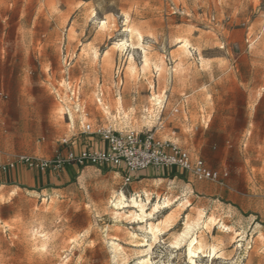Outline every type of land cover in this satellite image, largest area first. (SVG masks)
<instances>
[{
	"label": "rangeland",
	"instance_id": "374dc122",
	"mask_svg": "<svg viewBox=\"0 0 264 264\" xmlns=\"http://www.w3.org/2000/svg\"><path fill=\"white\" fill-rule=\"evenodd\" d=\"M84 122L156 131L228 177L56 167L98 148ZM0 166V264H264V0H0Z\"/></svg>",
	"mask_w": 264,
	"mask_h": 264
},
{
	"label": "built area",
	"instance_id": "2783aa9c",
	"mask_svg": "<svg viewBox=\"0 0 264 264\" xmlns=\"http://www.w3.org/2000/svg\"><path fill=\"white\" fill-rule=\"evenodd\" d=\"M79 99V98H78ZM78 106L76 112H80ZM179 109H176L178 112ZM82 133L93 136L104 146L95 149H83L77 155L70 153L67 159L58 157L54 164L76 162L78 164L108 165L122 169L125 173L124 184L132 182V176L147 169L180 168L189 172L199 181L223 183L228 177L227 172L212 169L201 157L191 155L176 142L163 140L156 131L150 130L143 137L135 130H118L113 125H94L89 122L82 124ZM22 162L34 165L32 158L23 156ZM48 161L40 164L41 168L49 167ZM14 165L11 164L10 168ZM7 170L6 166H0Z\"/></svg>",
	"mask_w": 264,
	"mask_h": 264
},
{
	"label": "bare ground",
	"instance_id": "6f19581e",
	"mask_svg": "<svg viewBox=\"0 0 264 264\" xmlns=\"http://www.w3.org/2000/svg\"><path fill=\"white\" fill-rule=\"evenodd\" d=\"M104 23V22H103ZM103 23H102V26H103ZM138 33V32H137ZM139 39H140V41L141 40H143V38H144V36H142V35H140L139 34V37H138ZM120 44V43H119ZM118 44V47L120 46H126V42H123L122 44H120L119 45ZM186 44V43H185ZM182 47V46H181ZM186 48V47H185ZM122 49V48H121ZM144 53V52H143ZM131 56V55H130ZM146 58V57H145ZM131 59H133L132 57H131ZM134 62V61H133ZM145 66H149L148 65V61H147V59H145ZM131 68H133L132 66H131ZM145 68V67H144ZM159 67H157V69H158ZM161 68V70H162V68L163 67H160ZM136 69V68H135ZM144 70H146V69H144ZM133 71V70H132ZM158 71V70H157ZM136 72V71H135ZM134 73V72H133ZM130 75V74H129ZM161 77H162V74H161ZM160 101V100H159ZM127 202V201H126ZM124 203L125 205H127L128 203ZM171 203V201L169 200V199H164V201H163V203H161V204H155V207H154V211H158V210H160V209H165V208H168L169 207V204ZM132 204L134 205L133 207H130V208H132V209H135L136 207H138L139 209H140V211H141V213H142V216L140 217V219H141V224H143L142 226H140V229H142L143 231H145L146 232V236L144 237L145 239H143L144 241L142 242V243H145V240L148 238V236H150L151 237V240L153 241V242H156V241H158L159 240V236L161 235V230L159 229V228H157V227H155L154 226V224L152 223V222H150V220L148 219L147 220V217H151V219H152V217L154 216L153 215V213L152 212H150V213H147L146 211H145V207L141 204V203H139L138 201H136L135 199L134 200H132ZM124 207V206H123ZM128 206H125L124 208H127ZM122 209V208H121ZM153 210V209H152ZM151 210V211H152ZM132 214V219H133V221L135 222V221H138L137 219L139 218L138 217V215H136V213L135 212H132L131 213ZM201 217V216H200ZM202 219H203V217H202ZM193 230H194V227L192 226V225H187L185 228H184V230L181 232V233H179V235H178V238H177V240H176V238H175V243L173 242V246L175 247V248H178L181 244H182V242H185L190 236H191V234H192V232H193ZM135 236V235H134ZM137 236V235H136ZM200 240H202V239H200ZM200 240H199V242H200ZM202 242V241H201ZM199 243V245L197 246V247H193L194 249H195V251L194 252H197L198 254H201V255H205L206 254V252H205V249H206V247H204L205 245H204V243L202 244V243ZM205 242V241H204ZM144 245V244H143ZM152 245V244H151ZM150 245V247H152ZM119 249H121V248H119ZM217 250L216 249H212V251H211V253H210V256L209 257H212L213 259L215 258V256L217 255V252H216ZM70 258V257H69ZM153 261H152V259L151 258H148L147 257V259H143V260H141V261H139L137 264H153L152 263Z\"/></svg>",
	"mask_w": 264,
	"mask_h": 264
},
{
	"label": "crops",
	"instance_id": "0c3cea01",
	"mask_svg": "<svg viewBox=\"0 0 264 264\" xmlns=\"http://www.w3.org/2000/svg\"><path fill=\"white\" fill-rule=\"evenodd\" d=\"M99 142V141H98ZM101 146H104L102 143L99 142V146L98 147H101Z\"/></svg>",
	"mask_w": 264,
	"mask_h": 264
}]
</instances>
